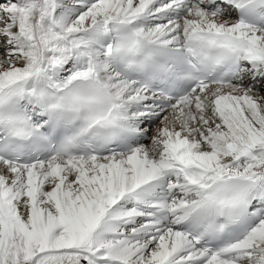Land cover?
I'll list each match as a JSON object with an SVG mask.
<instances>
[{"label": "snow or ice", "instance_id": "obj_1", "mask_svg": "<svg viewBox=\"0 0 264 264\" xmlns=\"http://www.w3.org/2000/svg\"><path fill=\"white\" fill-rule=\"evenodd\" d=\"M0 264H264V0H0Z\"/></svg>", "mask_w": 264, "mask_h": 264}]
</instances>
